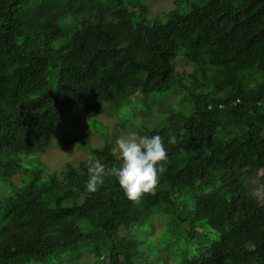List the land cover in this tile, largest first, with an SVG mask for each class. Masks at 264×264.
<instances>
[{"label": "trees", "instance_id": "obj_1", "mask_svg": "<svg viewBox=\"0 0 264 264\" xmlns=\"http://www.w3.org/2000/svg\"><path fill=\"white\" fill-rule=\"evenodd\" d=\"M140 1L0 0V264H264V0H175L154 21ZM170 92L157 126L150 98ZM77 111L162 137L154 192L86 189L93 159L122 163L107 135L47 168Z\"/></svg>", "mask_w": 264, "mask_h": 264}, {"label": "rangeland", "instance_id": "obj_2", "mask_svg": "<svg viewBox=\"0 0 264 264\" xmlns=\"http://www.w3.org/2000/svg\"><path fill=\"white\" fill-rule=\"evenodd\" d=\"M202 1L204 0H191L192 3H199ZM191 2L186 4L184 9L192 7L194 4H191ZM140 3L149 8L148 19L154 21L155 19H161L167 10L173 8L175 0H141ZM138 19L141 20L140 17H138ZM190 68L191 67H188L187 69L190 70ZM184 96V92H170L163 95H155L150 98L151 109L155 111V113H153V118L158 119L157 126H162L164 123V109L179 105L180 100L183 99ZM131 106L136 113L135 119H133V117L130 118V113H127L129 106H125L123 109V111L126 112V116L118 117L122 118L121 121H123L124 124L125 119L127 120L128 124H125L126 130L130 128V125L140 127L141 124L138 123L140 121L138 119L143 108H145V110L149 109L148 106H144V103L142 102L133 103ZM111 111L113 113L112 109ZM81 112L82 111H77L72 113L66 121L60 123L59 126L57 125L59 134L55 137V144L47 148L45 153L41 155L43 162L47 165V168L51 169V171H60L67 163L77 166L82 161L89 160L91 155L83 145H80L82 143L90 144L92 147H102L106 143L104 135H107L108 141H114L116 146V137L118 136L116 130L121 127L118 126V123L120 122H118V118H112L111 115L101 113L98 117L92 116L91 119L86 121L83 119V114ZM124 124L120 122V125ZM151 126L153 127L154 124ZM116 127L118 128L116 129ZM134 132H136V130ZM127 133L128 131L122 130V135ZM72 139L74 141L71 142ZM14 179L19 183L18 177ZM246 182L253 188L256 195H262V184L256 175L247 178Z\"/></svg>", "mask_w": 264, "mask_h": 264}, {"label": "clouds", "instance_id": "obj_3", "mask_svg": "<svg viewBox=\"0 0 264 264\" xmlns=\"http://www.w3.org/2000/svg\"><path fill=\"white\" fill-rule=\"evenodd\" d=\"M168 144H175L176 137L169 136ZM119 167H107L99 160L93 159L88 166L86 189L95 191L104 183L105 177H114L123 189L125 196L132 201L140 199L142 194L154 192L158 183V173L163 169L159 162L167 159V148L160 135H138L128 132L116 140Z\"/></svg>", "mask_w": 264, "mask_h": 264}]
</instances>
